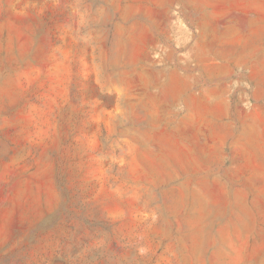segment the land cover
Instances as JSON below:
<instances>
[{
    "label": "rangeland",
    "instance_id": "obj_1",
    "mask_svg": "<svg viewBox=\"0 0 264 264\" xmlns=\"http://www.w3.org/2000/svg\"><path fill=\"white\" fill-rule=\"evenodd\" d=\"M0 264H264V0H0Z\"/></svg>",
    "mask_w": 264,
    "mask_h": 264
}]
</instances>
